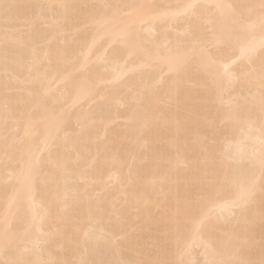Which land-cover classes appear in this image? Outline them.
Returning <instances> with one entry per match:
<instances>
[{
    "label": "bare ground",
    "instance_id": "6f19581e",
    "mask_svg": "<svg viewBox=\"0 0 264 264\" xmlns=\"http://www.w3.org/2000/svg\"><path fill=\"white\" fill-rule=\"evenodd\" d=\"M5 3L0 264L258 261L262 0Z\"/></svg>",
    "mask_w": 264,
    "mask_h": 264
},
{
    "label": "snow or ice",
    "instance_id": "6c2138e0",
    "mask_svg": "<svg viewBox=\"0 0 264 264\" xmlns=\"http://www.w3.org/2000/svg\"><path fill=\"white\" fill-rule=\"evenodd\" d=\"M13 7L15 6L6 3L0 4V8L3 9L5 15H7L9 10ZM261 10L262 12H264V0H262ZM238 206L243 207V204L239 203ZM12 264H17V262H12ZM137 264H154V262L142 261V262H137ZM218 264H264V244H262V254H261V258L258 261L250 260V259H230V260L220 261L218 262Z\"/></svg>",
    "mask_w": 264,
    "mask_h": 264
},
{
    "label": "rangeland",
    "instance_id": "374dc122",
    "mask_svg": "<svg viewBox=\"0 0 264 264\" xmlns=\"http://www.w3.org/2000/svg\"><path fill=\"white\" fill-rule=\"evenodd\" d=\"M206 48H209V47L207 46ZM191 253H192V256L194 257L193 262L196 260L195 263L193 264H204L203 260L201 259L202 256H201L199 248H193ZM200 261L202 263H200Z\"/></svg>",
    "mask_w": 264,
    "mask_h": 264
}]
</instances>
